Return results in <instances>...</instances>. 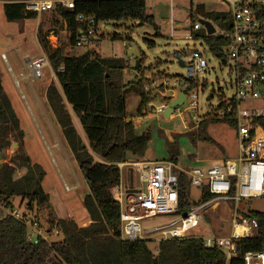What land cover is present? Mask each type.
Returning <instances> with one entry per match:
<instances>
[{
	"label": "trees",
	"instance_id": "trees-1",
	"mask_svg": "<svg viewBox=\"0 0 264 264\" xmlns=\"http://www.w3.org/2000/svg\"><path fill=\"white\" fill-rule=\"evenodd\" d=\"M26 1L4 0L5 20L36 19L37 12L25 9ZM72 1V8L53 4L48 10L52 26L45 32L38 24L36 38L55 75V82H50L45 91L46 103L88 186L83 206L89 223L78 226L73 219L55 217L49 194L42 187L44 172L23 152L24 131L0 82V156L9 147L10 138L17 143L9 162L0 165V203L14 208L11 198L21 196L26 200L28 210L33 206L37 210L32 222L40 227L37 215L43 213L46 215V231L51 234L56 230L61 236L58 241L36 236L29 242L25 238V224L4 215L0 209V264H225L224 252L217 246L205 248L201 238L162 241L157 254L144 240L117 239L119 209L111 195V188L121 181L117 164L129 157L143 158L150 140L148 131L137 134L133 122L126 119V97L129 94L137 96L140 103L137 114H147L150 109V91L145 90L148 79L141 74L124 83L126 62L122 59L102 58L93 52L67 55L66 47L75 44L83 29V24L77 21L79 15L93 17L99 23L133 20L143 24L150 21L156 36H159V26L154 22V16L147 13L145 0ZM188 19L190 24L204 19L213 25L214 34L208 35L201 26L194 32V40L202 42L214 57L221 60L228 44L222 32L230 28V14L226 7L217 2H191ZM62 29L67 32L66 40L56 48L50 47L47 32L58 34ZM140 68L139 62L138 70ZM67 105L77 118L84 139L78 134ZM208 122H224L235 127L233 118L214 115L206 116L198 128L203 129ZM254 122L264 126V118H256ZM169 160L177 163L174 156ZM19 169L24 172L14 178ZM177 189L179 213L210 198L204 186L200 198L190 200L189 178L182 173L178 174ZM246 216L254 219L257 227L251 236L236 241V256L228 264H243L246 252H264V213L248 210Z\"/></svg>",
	"mask_w": 264,
	"mask_h": 264
},
{
	"label": "rangeland",
	"instance_id": "rangeland-1",
	"mask_svg": "<svg viewBox=\"0 0 264 264\" xmlns=\"http://www.w3.org/2000/svg\"><path fill=\"white\" fill-rule=\"evenodd\" d=\"M2 1V0H0ZM208 2L210 0H148L154 4V22L161 27L162 36H156L153 24L148 21L140 24L138 21H110L100 22L98 25V40L85 42L81 47L72 51L71 55H83L89 52L96 53L102 58H120L126 62L127 72L123 74V82L135 80L143 74L148 76L159 70L163 75L172 78L182 75L184 68L176 59L179 56L182 62H186L193 50L202 53L207 62V69L199 74V82L204 81L203 91L198 96V111L200 117L212 114L219 106L222 96L229 97L233 93L231 86L232 75L228 69L229 63H222L200 41L181 38L184 27L189 25L188 8L191 2ZM225 2L226 0H222ZM170 14H173V23L181 29L175 33L176 38L169 36ZM164 21V23H163ZM38 24L43 31H48L50 25V12H40L36 19H27L16 22H7L4 18L2 3L0 2V82L3 93L6 95L17 117L20 119V127L24 131L23 152L29 157L32 164L40 166L44 172L42 187L50 193L51 202L59 216L64 212L69 213L75 223L80 226L87 220V212L83 206V200L88 194V186L82 173L73 158L59 125L54 120L45 99V91L50 82H55L54 72L49 66L42 68L41 78L33 80L26 63L35 55H40L41 49L37 42L36 33ZM160 31V30H159ZM65 41L67 32L62 29L52 36ZM47 32L51 43L54 37ZM151 42L154 44L152 45ZM141 64L139 75L137 66ZM144 68V70H143ZM158 68V69H157ZM28 76V77H26ZM162 76V75H160ZM160 76H154L160 77ZM151 79V78H150ZM148 79V80H150ZM212 93L213 96L207 99ZM134 95L126 97L127 116L136 115V101ZM153 108L146 113L150 118L143 117L141 125L136 128L137 134L149 132L147 157L156 160H169L174 156L177 166L183 170L194 167H209L223 160H233L238 154V141L236 129L224 122H208L203 129L196 126L192 119L191 110L183 111L189 105L180 106L182 113L164 119L156 111L161 101L157 97L152 98ZM254 102H242L243 108H250ZM71 112V107L67 105ZM43 116L45 120L41 119ZM170 113V112H169ZM169 113L165 115L168 118ZM73 124L79 135L82 136L77 118L72 114ZM141 116H143L141 114ZM44 119V118H43ZM83 137V136H82ZM84 139V137H83ZM13 150L17 149V143ZM11 149H7L0 158L9 161L13 155ZM24 170L16 171L14 178L19 177ZM128 176L123 171L122 180ZM75 185H78L75 189ZM69 188V190H67ZM200 189L191 187L189 198L197 201L200 198ZM11 202L19 213L33 218L37 210H28L26 200L21 196L11 198ZM62 203V204H61ZM239 208L264 213V198L250 199L238 203ZM65 210V211H64ZM231 206L220 203L216 210L200 211L199 223L189 231L190 237L206 238L227 236L231 232ZM40 231L47 236L49 241L61 240L60 235L46 231V215L38 213ZM169 216H161L155 221H143V226H151L155 223L168 221ZM149 248L152 243H148Z\"/></svg>",
	"mask_w": 264,
	"mask_h": 264
},
{
	"label": "built area",
	"instance_id": "built-area-1",
	"mask_svg": "<svg viewBox=\"0 0 264 264\" xmlns=\"http://www.w3.org/2000/svg\"><path fill=\"white\" fill-rule=\"evenodd\" d=\"M193 1V0H192ZM221 3L230 14V28L222 32L228 40L223 49V64L229 63L232 75L233 93L229 97L222 96L219 106L212 114L200 117L198 96L205 86L199 82V74L207 69V62L201 52L193 50L183 64L184 73L172 78L162 75L151 78L145 85L161 101L156 111L165 116L171 100L178 99L182 93V103L172 108L167 119L182 113L180 106L189 102L183 111L191 110L192 119L198 126L206 116L231 117L235 121L238 141V154L233 160H223L212 166L194 167L188 171L180 169L171 160H149L129 157L118 163L121 175L128 172L126 179L121 178L119 184L111 188L113 200L118 204L119 225L117 239L125 241L144 240L152 243L150 249L154 254L159 252L162 241L182 240L190 237L192 230L200 221V211L216 210L220 203L231 206V232L227 236L206 237L201 239L205 248L219 247L225 255V264L236 256L235 243L240 238L251 236L257 227L254 219L248 218L247 209L239 208L238 203L250 199L264 198V126L254 122L256 118H264V0H210ZM72 8V0H28L27 11L37 13L48 11L53 4ZM77 21L83 24L81 33L74 45L66 47V54L81 47L85 42L98 40V25L93 17L78 16ZM202 25L199 22L184 27L181 38L194 40V32ZM181 29V28H180ZM178 29L173 21H169V36L175 37ZM52 36V32H51ZM53 35L52 37H54ZM48 44L52 48L60 46L63 40L54 37ZM66 40V39H65ZM27 59L30 76L33 80L41 78L42 68L49 66L44 53ZM62 70V67L59 68ZM213 95V94H212ZM242 102H254L250 108H243ZM148 107L153 108L151 102ZM138 116V115H137ZM13 138L7 149L13 150ZM6 149V150H7ZM5 150V151H6ZM0 158V165L8 163ZM189 178L190 187L202 189L207 187L210 198L195 206L188 207L179 213L178 206V174ZM69 190V188H67ZM4 215L23 222L26 226L25 238L32 241L36 236L48 240L31 218L23 216L16 208L6 207L0 203ZM161 216H169L168 221L143 226V221H155ZM242 228L241 233L236 229ZM53 233L56 235L57 231ZM243 264H264V252H246Z\"/></svg>",
	"mask_w": 264,
	"mask_h": 264
},
{
	"label": "crops",
	"instance_id": "crops-1",
	"mask_svg": "<svg viewBox=\"0 0 264 264\" xmlns=\"http://www.w3.org/2000/svg\"><path fill=\"white\" fill-rule=\"evenodd\" d=\"M148 0H145V2H146V8H147V13L149 14V15H152V16H154V14H153V9H154V4H153V2L151 3L150 2V4L147 2ZM192 1V0H191ZM2 4H3V2H4V0H2V1H0ZM204 3H208V2H204ZM170 20L171 21H173V14H170ZM163 23H164V21H163ZM159 26V36H162L163 35V33H161V27H160V25H158ZM175 27L179 30L180 29V27L178 26V25H175ZM41 53H43L42 51H41ZM35 56H38V55H35ZM34 56V57H35ZM26 63H27V61H26ZM28 65V64H27ZM138 67H139V65L137 66V68H135V69H137V75H139V70H138ZM142 68V67H141ZM158 69V68H157ZM143 70H144V68H143ZM128 70H127V66L124 68V70H123V74H125V72H127ZM141 71V70H140ZM149 72H150V74L148 75V76H145L144 75V78L145 79H150V78H152V77H154V76H160V75H163V74H165V73H161L159 70H157L156 72H152V70H148ZM146 72V71H145ZM144 72V73H145ZM143 73V74H144ZM26 77H28V76H26ZM129 95H133V94H129ZM128 95V96H129ZM133 97H135L134 98V100L136 101V113H137V111H138V109H139V106H140V103H139V98L137 97V96H133ZM153 97H157L156 95H154L153 93H150V102L152 103L153 102V100H152V98ZM46 99V98H45ZM49 108V107H48ZM50 110V109H49ZM51 111V110H50ZM52 114V113H51ZM138 114H136V115H134V116H130V117H128L127 116V112H126V116H127V120H131L132 122H133V124H134V126H135V128H137L139 125H141V119L143 118V117H147V118H150L152 115L151 114H149V115H147V114H145V115H143V116H137ZM52 116H53V114H52ZM164 117V119H167L165 116H163ZM54 118V117H53ZM55 120V119H54ZM57 123V122H56ZM60 127V126H59ZM61 129V128H60ZM62 132V131H61ZM66 142V141H65ZM148 150H146V152H145V155H144V157L143 158H145V159H149V160H154V159H152L151 157H152V155H151V157H147V155H148V152H147ZM156 160V159H155ZM121 178H122V175H121ZM78 185H75L73 188L75 189L76 187H77ZM48 193V192H47ZM49 194V197H50V193H48ZM50 203H51V206H52V208H53V213H54V215H55V217H57V218H61V219H72V218H69V213H67V211H65L64 212V216H59V215H57V213H56V210H55V207H54V205L52 204V202H51V197H50ZM62 204V203H61ZM89 223V220H88V215H87V220H86V222H82V224H81V226H84V225H87ZM58 235V234H57Z\"/></svg>",
	"mask_w": 264,
	"mask_h": 264
},
{
	"label": "water",
	"instance_id": "water-1",
	"mask_svg": "<svg viewBox=\"0 0 264 264\" xmlns=\"http://www.w3.org/2000/svg\"><path fill=\"white\" fill-rule=\"evenodd\" d=\"M198 22L202 25V27L206 30V33L208 35H211V34H214L215 33V28L213 27V25L207 21V20H204V19H199ZM176 59H177V62L178 64L183 67L184 64L183 62L181 61V59L179 58V56H176ZM212 93H210L208 96H207V99H210L212 97ZM184 96L182 93H179L178 94V99L176 100H171L170 103H169V107H167L166 111H165V115H167L169 112H171L172 108L175 107V106H178L182 103V100H183Z\"/></svg>",
	"mask_w": 264,
	"mask_h": 264
},
{
	"label": "bare ground",
	"instance_id": "bare-ground-1",
	"mask_svg": "<svg viewBox=\"0 0 264 264\" xmlns=\"http://www.w3.org/2000/svg\"><path fill=\"white\" fill-rule=\"evenodd\" d=\"M242 230H243L242 228H237V229H236V232H237V233H241Z\"/></svg>",
	"mask_w": 264,
	"mask_h": 264
},
{
	"label": "flooded vegetation",
	"instance_id": "flooded-vegetation-1",
	"mask_svg": "<svg viewBox=\"0 0 264 264\" xmlns=\"http://www.w3.org/2000/svg\"><path fill=\"white\" fill-rule=\"evenodd\" d=\"M42 116H43V113H42ZM44 118V119H43ZM41 119L44 121L45 120V117L43 116V117H41ZM19 121H20V119H19ZM23 130V129H22Z\"/></svg>",
	"mask_w": 264,
	"mask_h": 264
}]
</instances>
